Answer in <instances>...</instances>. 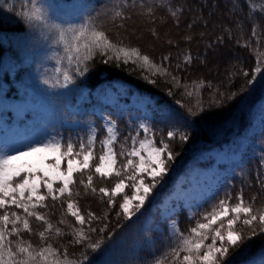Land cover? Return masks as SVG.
Segmentation results:
<instances>
[{"label": "trees", "instance_id": "trees-1", "mask_svg": "<svg viewBox=\"0 0 264 264\" xmlns=\"http://www.w3.org/2000/svg\"><path fill=\"white\" fill-rule=\"evenodd\" d=\"M40 2L48 6L54 21L65 24L79 23L85 17H95L111 7V0ZM255 2L260 4L261 0ZM147 3L156 6L155 16L139 15L140 10L134 8L129 11L132 18L123 22L124 28L109 23L106 30L115 42L123 40L126 45L139 48L154 62H162L182 84L194 90L205 109L197 115H190L187 111V107H194L196 95L191 98L185 96V89L174 86L170 76L154 77L156 83L150 84L142 78L149 73L136 65L103 64L99 56L91 62L90 71L85 76H77L74 84L68 87L45 84V79H55L57 54H63L62 47L46 38L40 28L16 14L27 6L28 0H0V138L17 126L25 132V141L42 140L50 134L76 140L78 137L86 138L91 122H95L96 129L104 136L102 121L97 116L99 111L116 121L120 141L124 142L129 133H136L129 120L131 111L118 113L102 97L108 88H114L119 82L131 87L129 93L137 92L153 100L155 116L150 126L156 133L157 146H160L161 137L167 138V131L174 125L189 134L186 142H171L175 160L170 162L168 173L153 189L154 196L148 199L154 208L147 203L131 220L118 219V207L109 208L106 198L101 203L96 195H84L83 187L76 185L82 194L76 198L81 211L91 210L98 216L107 212L111 221L108 232L92 234L94 240L103 237L105 243L97 252L87 250V264H152L154 258L172 243L168 222L159 220V205L173 189L178 175H188L194 167L212 166L217 159L215 152L236 150L240 152V158L230 164L218 163L226 168L225 174L211 197L201 206L214 204L225 191H231L235 197L241 189L245 200H251L255 195L259 197L255 206L264 205V190L258 181V177H264V119L260 126L254 125L264 107V78H261L264 73L255 82L248 83L256 62L253 49L257 48L251 32L254 23L264 25V19L259 16L255 20L249 19V8L244 0H147ZM162 3L177 11V17H172L167 7H159ZM9 6H13V11H8ZM153 29L158 36L152 34ZM187 36L191 40L185 39ZM246 41L250 47L244 46ZM259 51L264 53V36H261ZM185 53L192 56L191 64L184 63ZM165 56L169 59L163 60ZM177 64H180L179 68ZM241 68L249 73L247 77L239 72ZM200 81L205 85L210 82L213 87L201 88L198 86ZM169 89H172V95H169ZM230 94H235L234 98H229ZM212 98L222 100V104L210 105ZM6 100L30 101L32 105L25 106L24 114L18 115L5 104ZM177 100L186 107L177 104ZM77 121L79 126L68 127V122ZM101 132L97 136L98 142L103 138ZM80 178L77 175V179ZM83 178L86 179V174ZM94 183L97 188H111L114 180L96 178ZM125 191L131 192L130 189ZM116 199L117 203L121 201V197ZM46 203L48 209L39 210L47 212L53 223L62 216L69 223H75L73 217L64 215L66 205L62 208L59 202H55L53 207L51 199ZM201 206L194 213L203 211ZM177 217L181 231H187L194 224L193 217L183 207ZM155 225L162 230L155 229ZM32 226L36 231L44 227L35 219ZM94 226L101 225L94 223ZM23 236L33 244L40 243L38 235L23 233ZM69 239L65 236L54 244L58 247L67 244ZM85 250L81 245L68 246L70 256L75 254L74 259ZM262 254L264 233L246 240L232 252L229 260L231 264H240Z\"/></svg>", "mask_w": 264, "mask_h": 264}, {"label": "snow or ice", "instance_id": "snow-or-ice-1", "mask_svg": "<svg viewBox=\"0 0 264 264\" xmlns=\"http://www.w3.org/2000/svg\"><path fill=\"white\" fill-rule=\"evenodd\" d=\"M244 2L249 8V19L255 20L257 16L264 19V0L260 4L255 0ZM159 7H167L170 15L177 17V11L171 10L170 5L162 3ZM134 8L140 10L139 15L155 16L156 6L148 4L147 0H111V7L106 11L95 17H85L79 23L54 21L48 6L40 0H28L27 6L16 14L30 25L40 28L46 38H51L55 45L62 47L63 54H57L54 81L44 80L51 87L74 84L77 76H85L90 71L91 62L99 56L103 64L136 65L149 73L142 78L150 84L156 83L154 77L170 76L174 86L185 89V96L191 98L196 95L162 62H154L139 48L126 45L123 40L115 42L112 39L106 26L111 23L124 28L123 22L132 18L129 11ZM8 11H13V6H9ZM152 34L158 36L154 29ZM116 35L119 36V33ZM251 36L256 40L257 48L253 49L256 62L249 84L264 73V53L259 51L264 25L254 23ZM185 39L191 40V37ZM244 46L250 47L247 41ZM168 59L169 56L163 57V60ZM184 63H192L190 54L185 53ZM179 67L180 64H177ZM239 72L246 77L249 75L243 68ZM198 86L213 87L210 82L205 85L203 81L198 82ZM172 94V89H169V95ZM234 96L230 94L229 98ZM176 103L186 107L179 100ZM221 104L222 100H210V105ZM204 110L203 101L198 95L194 107H187L190 115ZM104 127L106 132L99 142L98 130L90 127L86 138L73 140L71 137L65 139L59 134H50L45 139L24 141L19 147L0 151V264H87V250L97 252L105 243L103 237L94 240L92 234L108 232L111 221L107 212L98 216L91 210L81 211L76 198L82 194L76 185L83 187L84 195H96L101 203L106 198L109 208L118 207V219L124 217L131 220L166 175L170 162L175 160L171 142L179 140L183 143L189 139L187 132L174 125L167 131V138L161 137L160 146H157L155 131L149 124L140 123L136 134L129 133L121 142L115 120L108 118ZM121 157L124 159L121 160ZM85 174L86 179L83 178ZM77 175L81 177L79 180ZM96 178L101 181L114 180V184L111 188H97L94 183ZM258 181L264 190V177H258ZM42 188L45 191H41ZM126 189H130L131 194ZM117 197H121L119 203ZM49 199L54 202L53 207L55 202H59L62 208L66 205L64 215L73 217L75 223H69L63 216L53 223L47 212L39 210L48 209L46 201ZM258 199L254 195L251 200H245L243 189L235 197L231 191H225L224 196L214 204L201 206L203 211L190 214L194 224L187 231H181L173 221L169 237L172 243L154 258L152 264H231L229 257L234 250L246 240L264 233V205L256 207ZM33 219L44 226L42 230H34ZM94 223L101 226L96 227ZM23 233L38 235L40 243L33 244L31 240H26ZM65 236L70 237L67 244L55 246ZM69 245H81L86 250L74 259L75 254L70 256L68 252ZM261 264H264V259Z\"/></svg>", "mask_w": 264, "mask_h": 264}, {"label": "rangeland", "instance_id": "rangeland-1", "mask_svg": "<svg viewBox=\"0 0 264 264\" xmlns=\"http://www.w3.org/2000/svg\"><path fill=\"white\" fill-rule=\"evenodd\" d=\"M130 88L131 87L128 84L119 82L114 88H108L102 97L107 104H112L115 111L118 113H127L131 111V117L129 120L132 127L137 130L140 123H147L150 125L151 120L155 116V105L153 100L147 95L137 92L129 93L128 90ZM5 104L19 115L23 113L25 106L31 105L30 101L22 103V101L12 102L10 100H6ZM97 116L102 121V127L105 133L106 129L104 126L106 120L110 117L107 116V113H101L99 111ZM262 119H264V107L259 113L254 125L258 124L260 126ZM74 124L77 126L80 125L79 121L67 123L68 127H72ZM81 126L83 128L86 127L84 124H81ZM90 127H95V122H91ZM99 132L101 131H98V133ZM135 134L136 133H134V135ZM100 136H103L102 132ZM142 136L143 132L141 131V137ZM24 141L25 132H23V129L15 126L6 136L0 138V151L10 150L13 146L19 147ZM214 155L217 159L212 166L194 167L189 171L188 175H178L176 182L173 184V189L166 195V197H164L163 202L159 205V220L168 222L169 233L171 232L172 222H178L177 214L182 207L187 210L188 214L194 213L199 206L211 197L213 190L217 187L221 178L225 174V167L218 165V163L222 162L230 164L234 160L237 161L240 158V152L236 150L219 151L215 152ZM41 191L45 190L42 188ZM153 193L154 191L152 192V195ZM128 194H131V192ZM147 203H150L152 207L151 202L146 201L145 205H147ZM153 208L154 206L152 209ZM149 218L148 220H150L151 223V219ZM151 218L153 220V217ZM154 227L159 231L162 230L159 225H155ZM245 231H247V229ZM262 259H264V254L245 260L240 264H261Z\"/></svg>", "mask_w": 264, "mask_h": 264}]
</instances>
